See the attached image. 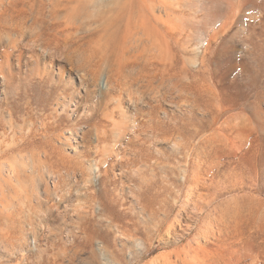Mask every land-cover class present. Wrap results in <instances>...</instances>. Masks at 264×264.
Masks as SVG:
<instances>
[{
  "label": "rangeland",
  "instance_id": "1",
  "mask_svg": "<svg viewBox=\"0 0 264 264\" xmlns=\"http://www.w3.org/2000/svg\"><path fill=\"white\" fill-rule=\"evenodd\" d=\"M92 1L0 0L1 36L56 52L84 83L36 81L34 58L1 102L0 264H264V0ZM79 56L93 73L111 60L124 87L152 81L131 121L105 116L107 92L86 94L91 74L64 58ZM102 158L94 187L84 172Z\"/></svg>",
  "mask_w": 264,
  "mask_h": 264
},
{
  "label": "bare ground",
  "instance_id": "2",
  "mask_svg": "<svg viewBox=\"0 0 264 264\" xmlns=\"http://www.w3.org/2000/svg\"><path fill=\"white\" fill-rule=\"evenodd\" d=\"M100 1H102V2H104L105 0H97V1H92V7H93V10H94V8H97L98 7V4L100 3ZM112 1V0H111ZM113 1H115V2H117V3H115L117 6H118V3L120 2V0H113ZM112 1V5L113 6H115V7H117L116 5H114V2ZM119 1V2H118ZM90 2V1H89ZM120 4V3H119ZM120 6V5H119ZM91 7V8H92ZM86 8V7H85ZM90 8V9H91ZM81 9V8H80ZM80 12V11H79ZM118 12V11H117ZM114 13H116V11L114 12ZM76 14V13H75ZM84 14H85V12H84ZM117 14V13H116ZM115 14V15H116ZM119 16H121L120 14H118ZM88 16V15H87ZM112 16V15H111ZM91 17V16H90ZM89 17V18H90ZM115 17V16H114ZM118 17V16H117ZM113 18V20L114 19H116L117 20V22L114 20H112L111 19V17H110V19L113 21V23L115 22V23H118L119 21H118V19L119 18ZM81 18H82V15H81ZM80 18V19H81ZM122 18V17H121ZM71 19V18H70ZM78 19V18H77ZM72 20V19H71ZM111 20H109L110 22H111ZM109 22V23H110ZM108 23V24H109ZM112 23V22H111ZM110 23V24H111ZM109 24V25H110ZM116 25V24H115ZM108 26V25H107ZM114 26V25H113ZM74 27V26H73ZM77 27H78V25H77ZM81 27V26H80ZM110 27H111V25H110ZM109 27V28H110ZM112 29H113V27H111ZM114 30V29H113ZM150 32V31H149ZM148 32V33H149ZM147 33V34H148ZM151 33V32H150ZM3 34V33H2ZM113 35V34H112ZM137 35V34H136ZM140 36V35H139ZM149 36V35H148ZM147 35H146V37H148ZM146 37H144V38H146ZM144 38H143V40H144ZM147 40H148V38H146ZM128 40V39H127ZM140 40H141V38H140ZM149 40H150V38H149ZM128 42V41H127ZM134 42V41H133ZM142 42V41H141ZM229 42V41H228ZM138 43H140V42H138ZM22 44H24V42H22L19 38H18V36H15V37H13V36H8V35H5V36H1L0 35V108H1V106H2V103L1 102H5V104L7 103V101H8V96H9V89L11 88V86H13V83H17V82H19V81H21V79H22V76H21V74L24 72V70H25V68H26V66H28V64H29V60L30 59H37L39 62V65H40V67H39V71L38 72H36L35 73V75H34V79L36 80V81H39V82H47V80L48 81H50L52 84H54V83H65V85H67V86H69L70 84V81L71 80H73V79H77L78 80V83L80 84V85H83L84 83H83V80H82V78H81V76L78 74V73H75V72H80V70H77V69H74V70H72V69H67V71H66V69H65V67L64 66H62V65H59L58 66V64H54V61H55V59L56 60H58L57 59V57H56V52H52V51H50V50H48V49H46V48H44V46L43 45H37V46H40V47H42L41 48V50H40V54L39 55H30L29 54V52H30V49L31 48H28V49H26V48H23V47H25L24 45H22ZM26 44V43H25ZM166 44V43H165ZM225 45V44H224ZM232 45V44H231ZM234 45V44H233ZM232 45V46H233ZM28 46V45H27ZM29 46H31V45H29ZM116 46V45H115ZM139 46H141V45H139ZM144 46V45H143ZM168 46V45H167ZM228 46V45H227ZM230 46V45H229ZM124 47V46H123ZM137 47V46H136ZM184 46H182V48H183ZM186 47V46H185ZM120 48V47H119ZM222 48V47H221ZM227 48H229V47H227ZM108 49V48H107ZM122 49V48H121ZM124 49V48H123ZM126 49V48H125ZM130 50H131V48H129ZM128 49V50H129ZM139 49V48H138ZM28 50V51H27ZM129 50V51H130ZM132 50H134V47L132 48ZM192 50V49H191ZM229 50H231V49H229ZM183 51V50H182ZM187 51V50H186ZM195 51H196V49H195ZM77 52V51H76ZM95 52V51H94ZM79 53V52H78ZM81 53V52H80ZM91 53V52H90ZM168 53V52H167ZM185 53V52H184ZM187 53V52H186ZM196 53V52H195ZM195 53H194V55H195ZM102 54V53H101ZM115 54V53H114ZM139 54V53H138ZM169 54V53H168ZM171 54V53H170ZM193 54V53H192ZM227 54V53H226ZM79 55V54H78ZM88 55V54H87ZM92 55V54H91ZM149 55V54H148ZM154 55V54H153ZM156 55V54H155ZM157 55H158V53H157ZM172 55V54H171ZM184 55V54H183ZM191 55V54H190ZM223 55V54H222ZM77 55H73V57H76ZM182 56V55H181ZM59 57V56H58ZM81 56H79V57H77V60L80 58ZM195 57V56H194ZM197 58H198V56H196ZM60 58H62L61 56H60ZM66 60H68L69 61V63H71L70 65L72 66V65H74V64H76V65H74V67L75 66H77V64L78 65H80L79 67H82V68H84L83 70H81V71H83V72H85V73H90L91 74V76H90V78H91V80L97 85V92L96 91H92L91 90V88L90 87H88V86H85L84 85V88H85V91H86V94H91V95H95L96 93H98V92H100V90L101 91H105V92H107V94H108V98L105 100V102L103 103V104H101V106H102V108L104 109L103 111H105L106 112V110H107V112H106V114H105V116H107L112 122H113V120L115 121V117L116 116H119V117H121V118H123L124 120L125 119H130V117H131V119H132V114H131V112L134 110V109H136L137 107H138V104L140 103V102H142V100L146 97V96H150L151 94H150V91H151V83H152V81H151V83H149V82H147V80L146 79H144V78H146V76L144 77V76H142V77H144L143 79H137V78H134L133 79V81H132V83L130 82V84H129V86L128 85H126V86H128V87H124V86H122L121 84H119V80H118V82H114V80H113V78H114V69L111 67V65H113L112 63H108V62H111V60L110 61H107L106 63H104L103 65H101L100 67H99V71H98V73L96 72V73H93V72H95V68H93V72H92V70L90 71L89 70V72H88V68H86V63L85 64H83L82 63V61L81 62H79V60L78 61H76L74 58H72V57H64ZM63 58V59H64ZM117 58V57H116ZM148 58V57H147ZM169 58V57H168ZM187 58V57H186ZM130 59V58H129ZM146 59V58H145ZM151 59V58H150ZM229 59V58H228ZM75 60V61H74ZM90 60V59H89ZM193 60V59H192ZM192 60H190L191 62H189V64L191 63V65L192 64H194L195 62L193 61L192 62ZM225 60V59H224ZM31 61H34V60H31ZM59 61V60H58ZM84 61H85V59H84ZM97 61V60H96ZM189 61V60H188ZM196 61H198V60H196ZM87 62H89V61H87ZM95 62V61H94ZM118 62V61H117ZM146 62V61H145ZM168 62V61H167ZM97 63H98V61H97ZM96 63V64H97ZM131 63V62H130ZM138 63V62H137ZM155 63V62H154ZM153 64V63H152ZM195 64H197V63H195ZM88 65V64H87ZM90 65H91V61H90ZM159 65V64H158ZM91 66H93V64L91 65ZM114 66V65H113ZM173 66H174V63H173ZM189 66V65H188ZM73 67V66H72ZM89 67V66H88ZM191 67V66H190ZM78 68V67H77ZM81 68V69H82ZM90 68V67H89ZM142 68V67H141ZM152 68V67H151ZM184 68H186L185 66H184ZM183 68V69H184ZM78 69H80V68H78ZM160 69V68H159ZM188 68H186V70H187ZM76 70V71H75ZM137 70V69H136ZM185 69H184V71H186ZM139 71V70H138ZM160 71V70H159ZM187 71H189V70H187ZM186 71V73L184 74V75H182V76H184L183 78L181 77V80L179 81V82H182V81H185V80H187V72ZM191 71V70H190ZM123 72V71H122ZM140 72H141V70H140ZM138 73V72H137ZM137 73H135L136 75H137ZM144 73V72H143ZM184 73V72H183ZM182 73V74H183ZM94 74V75H93ZM167 74H168V72H167ZM189 74V73H188ZM138 75H139V73H138ZM141 75V74H140ZM118 77V76H117ZM136 77V76H135ZM141 77V78H142ZM168 77V76H167ZM128 78V77H127ZM148 78V77H147ZM164 78V77H163ZM165 78H166V76H165ZM164 78V79H165ZM148 81H150V80H148ZM155 82V81H154ZM118 83V84H117ZM126 83V82H125ZM154 85V84H153ZM174 85V84H173ZM172 85V86H173ZM177 85H178V83H177ZM175 86H176V84H175ZM117 89H116V88ZM156 89V88H155ZM116 90L117 91H119L120 92V96H118V98H113V96H114V94H115V92H116ZM153 91V90H152ZM156 93H157V91H156ZM113 102V105H114V108H112L111 110H109L111 107H110V104ZM112 106V105H111ZM97 108V107H96ZM94 109H95V107H94ZM94 109H93V111H94ZM5 111V110H4ZM3 110H0V129H2V127H4V125H5V123H8L9 124V126H12V120H13V116H12V114L11 113H7L6 111L4 112ZM60 111V109H58V108H55V110H54V112H53V115H55L56 113H58ZM101 111V110H100ZM104 115H103V117H105ZM58 117H59V115L58 116H56L55 115V120L57 121L58 120ZM106 117V118H107ZM118 117V118H119ZM122 119V120H123ZM131 119H130V121H131ZM122 120H121V122H122ZM116 123H118V122H120L119 120H118V122L117 121H115ZM127 122V121H126ZM115 123V126H116V128H117V124ZM130 124V123H129ZM133 120H132V122H131V124L130 125H127V127H120V125L118 126V129H116V130H118V132L114 129V132L116 131L117 132V134L122 138L125 134L127 135V133H128V131L130 132V131H132V132H134V130H136L137 129V127L135 126V124H133ZM239 125V124H238ZM105 126V125H104ZM103 126V128H105ZM103 128H102V130H103ZM108 129V128H107ZM47 130V129H46ZM89 130V129H88ZM88 130H87V132H84L83 133V139L84 138H86L87 137V135H86V133L88 134L89 132H88ZM92 130H93V128H92ZM101 130V129H100ZM111 130H113L112 128H111ZM84 131H86V130H84ZM94 131H95V129H94ZM104 131V130H103ZM102 131V132H103ZM254 131V130H253ZM71 132V131H70ZM97 132V131H96ZM98 132H99V128H98ZM105 133L107 132V131H104ZM112 132V131H111ZM115 132V133H116ZM132 132H130V133H132ZM1 133V132H0ZM78 133L79 132H77L76 131V136L78 135ZM92 133V132H91ZM113 133V132H112ZM3 134H5V133H3ZM74 134H75V132H74ZM73 134V135H74ZM97 134V133H96ZM104 134V133H103ZM107 134V133H106ZM85 135H86V137H85ZM116 134H114V136H115ZM118 135H117V137H118ZM129 135H131V134H129ZM5 136V135H4ZM91 136V135H90ZM95 136V135H94ZM108 136V135H107ZM106 136V137H107ZM113 136V135H112ZM128 136V135H127ZM2 137V136H1ZM81 137V136H80ZM81 137V138H82ZM92 137H93V135H92ZM98 137H99V134H98ZM105 137V136H104ZM116 137V136H115ZM120 137H119V139H120ZM72 138H74V137H72ZM125 138H126V136H125ZM60 139V138H59ZM69 140H71L70 138H68ZM75 139V138H74ZM78 139V138H77ZM76 139V141L75 142H77V144H78V140ZM82 139V140H83ZM114 139V138H113ZM69 140H67L68 141V143H69ZM99 140V139H98ZM123 140H124V138H123ZM84 141V140H83ZM118 142V141H117ZM114 143H115V139H114ZM112 144V143H111ZM117 144V143H116ZM106 145V147H108L107 146V144H105ZM115 145V144H114ZM71 146H73V144L71 145ZM78 146V145H77ZM80 146V145H79ZM106 147H105V149H106ZM1 148V147H0ZM103 148H104V146H103ZM114 148V147H113ZM109 149V148H108ZM76 150V149H75ZM102 150H104V149H102ZM113 150V149H112ZM105 151V150H104ZM107 151V150H106ZM106 151H105V153H106ZM2 152H4V151H2ZM108 152H110V150H108ZM112 152V151H111ZM104 153V154H105ZM113 153H115V152H113ZM112 153V154H113ZM110 153H108V155H107V153H106V155H105V158H107L108 156H110L109 155ZM111 154V155H112ZM96 162V161H95ZM94 162V164L93 165H91L90 164V166H89V170H86L85 172H84V176H85V178H86V182H87V184H90L91 186H96V184H97V182L98 183H101L102 182V179H105V178H107L108 179V173H109V171H107L106 170V167L108 166V163H109V160L108 159H104L103 160V158H102V161H100L99 163H95ZM91 163V162H90ZM0 164H1V162H0ZM2 165H3V163H2ZM22 166V165H21ZM33 168H35V167H33ZM81 168V167H80ZM34 170V169H33ZM4 171V170H3ZM32 171V170H31ZM48 170H46V172H47ZM51 171V170H50ZM44 172V171H43ZM45 172V173H46ZM50 173V172H49ZM34 174V173H33ZM42 178V177H41ZM61 179V178H60ZM193 180V179H192ZM37 182V181H36ZM7 183V181L5 180V179H3V175H2V169L0 168V188L2 189L3 187H4V185ZM53 183V182H52ZM60 183V182H59ZM58 184V183H57ZM6 186V185H5ZM98 186V185H97ZM47 190V189H46ZM48 191H49V188H48ZM65 192V191H64ZM42 194V193H41ZM20 195V194H19ZM61 195V194H60ZM99 206V205H98ZM43 207V206H42ZM101 209H102V207H101ZM99 210H100V208H98V209H96L95 208V210H93L94 212L93 213H95V214H93L94 216H96V214L98 213L99 214ZM3 211V210H2ZM91 211V210H90ZM61 212V211H60ZM87 213V212H86ZM101 213V212H100ZM5 214H6V212H5ZM88 214H89V212H88ZM87 214V215H88ZM104 214V213H103ZM24 216V215H23ZM26 216V215H25ZM89 216H91V215H89ZM93 216V217H94ZM101 217V216H100ZM1 218V217H0ZM89 219V218H88ZM41 220V219H40ZM84 220V219H83ZM85 220H87L86 219V217H85ZM176 220V219H175ZM179 220V219H178ZM83 222V221H82ZM112 222V221H111ZM178 222V221H177ZM8 224V223H7ZM41 227L43 228V226H40V230H41ZM63 227V226H62ZM33 228V227H32ZM35 228V227H34ZM47 228V227H46ZM65 228V227H64ZM77 228H79V227H77ZM36 229V228H35ZM38 229V228H37ZM36 229V230H37ZM45 229V228H44ZM43 229V230H44ZM48 229V228H47ZM46 229V230H47ZM62 229V228H61ZM81 228H79V230H80ZM35 230V231H36ZM58 230V229H57ZM68 230V229H67ZM16 231V230H15ZM34 231V230H33ZM39 231V230H38ZM38 231L36 232V233H38ZM76 231H77V229H76ZM39 232H41V231H39ZM42 232H44V231H42ZM69 232L71 233L72 231H70V230H68V234L67 235H70L69 234ZM80 232V231H79ZM32 233H34V232H32ZM62 233V232H61ZM64 234H65V230H64V232H63ZM83 233V232H82ZM81 233V234H82ZM28 234V233H27ZM40 234H42V233H40ZM77 234V233H76ZM1 235V234H0ZM36 235V234H35ZM59 235H60V233H59ZM43 236H44V234H43ZM63 236V235H62ZM61 236V237H62ZM72 236V235H71ZM86 236V235H85ZM85 236H82L81 237V239H85L86 237H87V239L89 238L88 237V235L85 237ZM32 237H34V236H32ZM38 237H39V235L38 236H35L34 238H33V241H29L30 242V244L31 245H29L30 246V249L29 250H37L39 247H41V246H39L38 247V244H39V240H41V239H39L38 240ZM79 237V236H78ZM68 238V240L67 241H71V240H73V237H72V239L70 240V236H68V237H62V240L64 241V239H67ZM133 240H135V239H133ZM23 242H25V241H23ZM28 242V243H29ZM65 242H66V240H65ZM137 242H138V240H137ZM100 246V245H99ZM106 247H109V246H107L106 245ZM18 250V249H17ZM108 250H110V249H108ZM10 251H11V249H10ZM27 251V250H26ZM42 251V250H41ZM98 251V250H97ZM99 251H101V254H102V256L104 257V258H106V261H109V258H111L112 257V255H111V257H107V251H105V247L104 246H102V248L99 250ZM98 251V252H99ZM19 252V251H18ZM25 252V251H24ZM109 252H112V251H109ZM253 252V251H252ZM21 253V252H20ZM29 253V252H28ZM113 253V252H112ZM111 253V254H112ZM109 254V253H108ZM115 254V253H114ZM114 254H113V257H114ZM17 256H18V254H17ZM97 256V255H96ZM254 257V256H253ZM258 257V256H257ZM1 258V257H0ZM94 259L96 258V257H93ZM237 258V257H236ZM259 258V257H258ZM114 259V258H113ZM112 259V260H113ZM111 260V261H112ZM256 260V259H255ZM1 261V260H0ZM106 261H105V263H106ZM239 261V260H238ZM114 262H115V260H114ZM257 262V261H256ZM107 264H109V262H107Z\"/></svg>",
  "mask_w": 264,
  "mask_h": 264
}]
</instances>
